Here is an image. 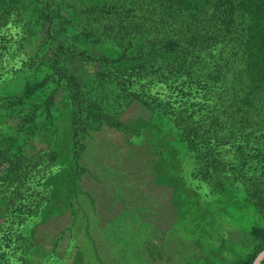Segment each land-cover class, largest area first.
Masks as SVG:
<instances>
[{"label":"rangeland","instance_id":"obj_1","mask_svg":"<svg viewBox=\"0 0 264 264\" xmlns=\"http://www.w3.org/2000/svg\"><path fill=\"white\" fill-rule=\"evenodd\" d=\"M103 6L0 0V264H203L200 224L234 241L260 224L242 193L214 202L183 132L219 107L161 68L152 36L121 39L144 6ZM69 73L99 76L77 91Z\"/></svg>","mask_w":264,"mask_h":264},{"label":"trees","instance_id":"obj_2","mask_svg":"<svg viewBox=\"0 0 264 264\" xmlns=\"http://www.w3.org/2000/svg\"><path fill=\"white\" fill-rule=\"evenodd\" d=\"M109 1L103 0V11L110 17H115L113 8L144 6L139 11L143 16L129 23L124 29L127 37L121 39L139 33L152 36L148 47L159 45L153 51L163 58L161 68L165 66L180 82L188 79L198 84L205 93L201 99L219 107L184 118L183 122L196 126L187 124L183 132L187 135L185 130H191L197 142L193 147L209 148L203 152L201 147L199 152L206 154L202 174L208 177L214 202L242 193V209L248 207L258 215L260 224L241 231L242 241H234L217 228L207 231L200 224L197 238L211 240L210 251L202 255L209 257L206 264H255L264 254V0H117L112 7ZM104 44L97 48L106 56L119 50ZM141 58L137 55L135 60ZM65 76L70 86L83 91L99 74ZM206 103L200 104L210 106ZM84 107L81 117L89 119L91 114ZM259 264H264V257Z\"/></svg>","mask_w":264,"mask_h":264}]
</instances>
